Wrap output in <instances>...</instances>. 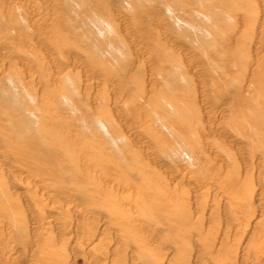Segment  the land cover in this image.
Returning a JSON list of instances; mask_svg holds the SVG:
<instances>
[{
  "label": "rangeland",
  "instance_id": "374dc122",
  "mask_svg": "<svg viewBox=\"0 0 264 264\" xmlns=\"http://www.w3.org/2000/svg\"><path fill=\"white\" fill-rule=\"evenodd\" d=\"M0 264H264V0H0Z\"/></svg>",
  "mask_w": 264,
  "mask_h": 264
}]
</instances>
